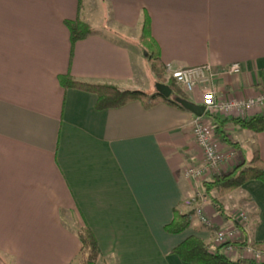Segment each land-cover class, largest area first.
<instances>
[{"label":"crops","instance_id":"crops-1","mask_svg":"<svg viewBox=\"0 0 264 264\" xmlns=\"http://www.w3.org/2000/svg\"><path fill=\"white\" fill-rule=\"evenodd\" d=\"M79 3L0 0V264H72L85 223L103 253L98 264H189L172 250L191 235L211 243L212 230L197 214L182 233L164 227L176 207L192 209L182 203L197 183L183 178L204 162L196 115L166 103L146 109L140 101L98 110L95 94L60 79L70 74L146 91L153 77L137 45L114 25L102 28L113 23L140 36L147 12L168 72L210 65L220 100L255 96L264 91V0H98L103 22L72 45L65 21L80 15ZM82 15L94 24L92 13ZM234 63L240 72L229 71ZM195 98L189 101L203 104L202 95ZM256 115L264 108L202 117L217 150L228 154L216 175L255 151L264 160V132L232 119ZM239 194V203L250 205L248 220L235 217L241 207L227 213L244 231L206 202L204 212L219 230L239 229L237 240L261 241L264 183L247 182ZM243 252L229 255L247 258Z\"/></svg>","mask_w":264,"mask_h":264},{"label":"trees","instance_id":"trees-1","mask_svg":"<svg viewBox=\"0 0 264 264\" xmlns=\"http://www.w3.org/2000/svg\"><path fill=\"white\" fill-rule=\"evenodd\" d=\"M85 0H80V15L74 20H66L65 24L70 30L71 43L74 45L95 33L96 29L86 22L82 15ZM140 44L145 49L150 70L160 84L168 86L172 94L168 97L160 92H147L140 89H125L113 83H98L79 80L67 74L61 77V83L67 88H75L85 92L93 93L97 96L96 108L105 110L111 108H120L133 101H140L146 109L152 108L160 103H166L173 107L186 110L181 99L189 100V96L184 87L178 84L173 77L167 78L168 68L161 59L160 47L152 34V24L150 16L144 13L139 36ZM206 113L205 115H207ZM233 121L242 128L255 133L264 132V115H256L248 119L239 117L232 118ZM224 141L235 145L224 137ZM262 181L264 183V160L260 157L259 151H255L249 161L235 165L230 171L215 175L203 182L204 195L209 198L217 212L225 219L233 221L235 225L244 231L243 225L234 220L226 211L219 195L242 188L247 182ZM215 191L218 196H215ZM185 202L182 203V205ZM199 207L201 205H198ZM196 206V207H198ZM195 209L185 211L181 206L174 209V218L164 229L170 234H177L186 231L192 223ZM207 225V224H206ZM213 235L219 228L209 226ZM78 236L81 241V250L78 257L72 264H98L103 257L98 239L91 227L85 223L78 229ZM211 241L191 235L176 246L172 253L178 255L182 261L189 264H264L254 258L231 257L229 252L239 248L240 250L252 247L258 251V255L264 254V239L261 241L250 242L248 239L229 240L221 245L215 246ZM212 246L213 249L211 248ZM231 247V250H228ZM237 251V250H236ZM238 252V251H237Z\"/></svg>","mask_w":264,"mask_h":264},{"label":"built area","instance_id":"built-area-1","mask_svg":"<svg viewBox=\"0 0 264 264\" xmlns=\"http://www.w3.org/2000/svg\"><path fill=\"white\" fill-rule=\"evenodd\" d=\"M240 70V63H234L229 69L231 73H238ZM171 77H173L178 84L182 85L188 93L194 92L197 86L202 88L203 105L206 107L205 114H235L240 113L241 110L244 111V109L245 111H248L256 108H264V91H261L249 99H235L227 102L220 100L215 88V75L210 65L175 70L171 73ZM202 117L196 116L192 125L194 136L204 156V162L201 165L190 166L186 170L188 176L196 180L207 177L212 172H217L223 162V157L219 155L217 149L215 148L216 146L212 140L211 134L205 127ZM194 202L195 198L189 200L188 204L190 206H194ZM194 209L204 224L213 226L211 221L206 216L203 208L194 207ZM234 230L235 229H232L227 232L229 238L226 237V233L219 230L217 232L216 244L221 245L229 240H233L230 236L234 235ZM228 250H231V247H229ZM247 250H251V248H247Z\"/></svg>","mask_w":264,"mask_h":264},{"label":"rangeland","instance_id":"rangeland-1","mask_svg":"<svg viewBox=\"0 0 264 264\" xmlns=\"http://www.w3.org/2000/svg\"><path fill=\"white\" fill-rule=\"evenodd\" d=\"M90 2V4L88 5V6H85V3H84V7H83V10L85 9V12H90V13H92V17H93V19H94V24L92 25V23L90 24L92 27H94V28H96V29H98L97 27L100 25V23L101 22H103V20H104V16H102V8L101 7H98L97 5H98V0H90L89 1ZM96 3H97V5H96ZM88 23V22H87ZM106 24V26H104V28H102L103 30H106V29H110V28H108V27H111L112 25H114L113 27V29H116L117 31H122V33H124V34H128L129 35V37L127 38V40H130L131 42H133L134 44H136L137 45V47H138V51H139V53H140V57L142 56V58L143 59H141L142 60V62H143V64L144 65H146L147 66V68L149 67L150 68V66H149V64L147 63V57H146V53H145V49L143 48V46L140 44V41H139V33H138V31H132V30H128V29H126V28H123V27H121V26H117V25H115V24H113V23H108V22H106L105 23ZM104 24V25H105ZM106 28V29H105ZM99 29H101V28H99ZM143 65V66H144ZM149 73H150V75L153 77V79H152V82L151 83H153L152 84V86H149V84H148V82H145V88L144 89H146V91H150V92H153L154 90L156 91V85H155V83L154 82H158V80L155 78V76L153 75V74H151L152 72H151V70L149 69ZM172 73V72H171ZM171 73H170V71L169 72H167V78H169V77H171ZM148 86V87H147ZM151 87V88H150ZM150 89V90H149ZM202 93H203V91H202V88H200V86H197V88H196V90L194 91V92H192V93H188L187 92V94H188V96H189V99L190 100H195V101H198L197 100V98H195V99H193V97H194V95L196 94V95H198V97L199 96H201L202 95ZM250 97H248V98H245V99H249ZM240 111V110H239ZM244 111H245V109H244ZM243 110H241L240 112H244ZM246 112V111H245ZM218 113H213V114H211V113H208L207 114V116H209V117H211V118H213V116L214 115H217ZM219 115H221V114H219ZM234 117V116H233ZM205 127H206V125H205ZM207 128V127H206ZM207 130H208V128H207ZM210 133V132H209ZM211 134V133H210ZM211 137H212V134H211ZM212 140H213V138H212ZM213 142H214V140H213ZM214 144H215V142H214ZM216 146V145H215ZM216 149H217V147H215ZM218 151V150H217ZM248 151V150H247ZM218 153H219V155H221L222 157H223V163L224 162H227L228 161V159H226V157L228 156V154H222L221 152H219L218 151ZM231 158V157H230ZM222 163V164H223ZM232 169V168H231ZM230 169V170H231ZM229 170V171H230ZM216 173H218V172H212V173H210L209 174V176H207V177H204V178H200L199 180H196V179H194V178H191V177H189L188 176V173H187V171L185 172V177L183 178V180L184 181H186V179H188V180H193V181H195L197 184H193L194 186L193 187H195L194 189H195V193L194 194H191L190 196H194L193 198H195V204H194V206H190L188 203H189V200H192L193 198H188L187 200H185L184 202H186V204H187V206L189 207H191L192 209H194V207H196V206H198V205H201L200 207L201 208H203L202 206H203V204H205V202L208 204V205H210L211 207H213L215 210H216V208H215V206L214 205H212V203H211V201H210V199L209 198H207V197H205V195H204V188H203V182L205 181V180H207V179H210V178H212L213 176H215L216 175ZM240 190H241V188L240 189H236V190H234V191H231V192H229V193H226V194H224V195H222V196H220L219 195V198H220V200H221V202H222V204L224 205V207H225V209H226V211L228 210V208H232V207H241L238 211H235L236 212V214H235V217H237V219H239V221L240 220H248V218L247 217H249V216H247L248 214H247V212H246V210L245 209H249L250 208V205L247 203V204H245L244 202L243 203H239V197L241 196V194H239L240 193ZM215 196H218V192H216L215 191ZM184 205V204H183ZM240 205V206H239ZM199 207V206H198ZM241 209H244V210H241ZM217 211V210H216ZM240 211V213H238ZM196 212V211H195ZM219 214V213H218ZM241 214H243V215H241ZM198 216V215H197ZM222 216V215H221ZM199 217V216H198ZM223 217V216H222ZM232 217V216H231ZM233 218V217H232ZM234 219V218H233ZM236 219V220H237ZM239 221H237L238 223H239ZM233 224H235L234 222H233ZM239 224H241V223H239ZM222 229L220 230V231H222V232H224V233H226V237L227 238H229L228 237V234H227V232H229V231H231L232 229H235L234 231V235L233 236H230V237H232L233 238V240H237L241 235H242V233H241V231L239 230V229H237V228H232V229H224L223 227H221ZM219 231V230H218ZM243 231V230H242ZM213 240L215 241V242H217V233L216 234H214L213 235ZM240 240H243V239H240ZM250 242H252V241H250ZM249 248H251V250H247V249H244L245 250V253L243 252V254L244 255H246L247 256V258L249 257V258H254V259H256L258 262H264V254H260V255H258L259 253H258V251H254L253 250V248L252 247H249ZM229 253H231V252H229Z\"/></svg>","mask_w":264,"mask_h":264},{"label":"water","instance_id":"water-1","mask_svg":"<svg viewBox=\"0 0 264 264\" xmlns=\"http://www.w3.org/2000/svg\"><path fill=\"white\" fill-rule=\"evenodd\" d=\"M157 87H158V92L166 94V96H168V97L172 94V90L169 89L168 86H165V85L159 83L157 85ZM180 102L183 104V106L187 110L191 111L196 116L202 117L205 115L206 107L203 104H196V103H193V102H191L189 100H185V99H181Z\"/></svg>","mask_w":264,"mask_h":264}]
</instances>
